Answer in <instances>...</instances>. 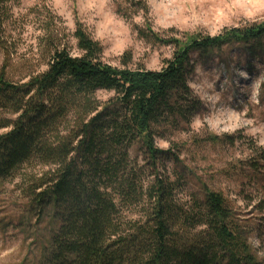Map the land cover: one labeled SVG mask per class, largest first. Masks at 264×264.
Returning <instances> with one entry per match:
<instances>
[{"label":"trees","instance_id":"obj_1","mask_svg":"<svg viewBox=\"0 0 264 264\" xmlns=\"http://www.w3.org/2000/svg\"><path fill=\"white\" fill-rule=\"evenodd\" d=\"M12 1L0 0V47ZM111 1L124 20L143 19L142 28L134 26L140 37L175 47L160 70L131 68L129 54L121 67L104 63L101 44L80 22L70 34L51 14L35 65L0 64V182L45 168L25 176L26 197L49 208L54 223L36 264H264L228 198L202 180L192 183L181 159L184 143L166 138L184 131L201 109L188 84L191 54L231 44L260 50L264 24L165 38L153 31L146 0ZM100 91L112 95L101 101ZM134 144L144 150L142 166L129 157ZM191 183L196 191L184 195Z\"/></svg>","mask_w":264,"mask_h":264},{"label":"rangeland","instance_id":"obj_2","mask_svg":"<svg viewBox=\"0 0 264 264\" xmlns=\"http://www.w3.org/2000/svg\"><path fill=\"white\" fill-rule=\"evenodd\" d=\"M146 1L153 31L165 38L214 37L226 29L264 24V0ZM9 13L1 35L0 64L7 62L13 70L35 65L37 39L50 14L58 16L70 34L80 22L101 44L103 62L113 67H121V58L129 54L131 68L158 71L175 50L140 37L134 26L142 28L143 19L124 20L111 0H13ZM191 61L194 71L188 84L201 109L184 131L166 138L184 143L181 159L192 169V183L202 180L228 198L236 218L247 226L252 249L263 260L264 161L258 149H264V45L250 51L231 44L204 56L192 53ZM111 95L100 91L96 98L104 101ZM210 136L217 138L216 143L208 141ZM224 136L230 139L224 141ZM156 144L168 149L165 140L156 138ZM129 157L145 164L140 144L130 148ZM252 162L259 170L253 171ZM43 170L25 168L16 179L0 182V264H36L47 247L54 228L51 210L32 205L24 192L29 187L25 176ZM192 183L183 188L184 195L196 191Z\"/></svg>","mask_w":264,"mask_h":264}]
</instances>
